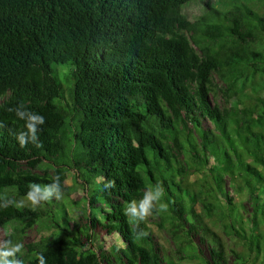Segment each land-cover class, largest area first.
<instances>
[{
  "label": "trees",
  "instance_id": "1",
  "mask_svg": "<svg viewBox=\"0 0 264 264\" xmlns=\"http://www.w3.org/2000/svg\"><path fill=\"white\" fill-rule=\"evenodd\" d=\"M191 1L0 0V194L19 199L54 177L63 190L35 209H0L5 239L41 230L23 264L37 254L47 264H227L228 253L251 264L264 251V12L206 0L188 18ZM20 103L45 119L41 148L15 140L24 122L8 109ZM68 172L84 184L79 215ZM157 183L168 210L153 214L170 249L145 222L134 239L124 215ZM213 218L245 257L226 252Z\"/></svg>",
  "mask_w": 264,
  "mask_h": 264
},
{
  "label": "clouds",
  "instance_id": "2",
  "mask_svg": "<svg viewBox=\"0 0 264 264\" xmlns=\"http://www.w3.org/2000/svg\"><path fill=\"white\" fill-rule=\"evenodd\" d=\"M9 112L14 113L15 117L24 122L23 130L15 134V140L20 148H25L28 144L34 145L36 148L43 147L39 140L38 132L40 126L45 123L42 115L28 110L23 103L18 104L14 108H9ZM2 127V125H0ZM104 182V178H99ZM115 187L114 180L104 182V188L111 189ZM63 197V190L59 177H54L51 183L39 184L32 183L28 185V190L19 199L10 197L7 193L0 194V209L9 207L25 208L36 207L46 204L53 199L60 200ZM165 189L161 183L149 185L144 191L142 197L137 200L133 199L126 203L124 207V215L127 222L133 226L132 236L136 240H140L147 235L140 224L146 222L155 212H166L168 204L164 202ZM23 243H14L10 238L0 240V264H23L20 258L23 255ZM36 260L38 264H47L43 254H37Z\"/></svg>",
  "mask_w": 264,
  "mask_h": 264
},
{
  "label": "rangeland",
  "instance_id": "3",
  "mask_svg": "<svg viewBox=\"0 0 264 264\" xmlns=\"http://www.w3.org/2000/svg\"><path fill=\"white\" fill-rule=\"evenodd\" d=\"M206 0H193L188 4H185L181 7V13H185L188 16V18H196L200 15H202L205 11V7L203 6V2ZM229 5H237V7H244L251 12L256 13L257 15H262L264 12V0H223ZM185 15V14H184ZM60 68V67H57ZM59 80L61 84L65 87V83L63 82V76L60 75V72L58 74ZM213 101V100H212ZM217 103H221V100L217 98ZM73 172H68L67 173V179L65 181V185L67 186V195L68 199L74 204V209H73V214L74 215H79L76 212L80 211L82 207L85 206L84 204V184L80 180L74 179ZM207 177L208 174L204 172L201 175H197L194 177L190 178L191 185L193 189L198 190L200 189L203 185H206L207 182ZM80 224L84 222L82 218L79 216L75 217ZM162 222L159 220V215L158 213L153 214L151 217L147 219L145 224L150 228L152 231L155 240L158 241V243L163 246L164 248L170 249V244L169 241L166 239L165 234L160 228V224ZM210 227L221 237V241L225 247L226 252H229V250L234 251L238 255H242L245 257L247 255V250L246 246L244 244H241L240 242H236L233 240L231 236H229V233L226 228H224V221H222L221 218L218 220H215L213 218L210 221ZM11 232V228H0V240L5 239V236L7 233ZM41 230L40 229H29L25 231V233L21 237H16V241H13L14 243L20 242V243H27L32 241L33 239H36L40 235ZM94 234L97 235L98 240L100 241V244L104 246L105 249H107L109 240L111 239L110 237H107L103 234V232L100 230V228H95L92 230ZM16 236V235H15ZM82 243L85 244V241L82 240ZM233 259V255L231 253H228L227 256V264H231ZM196 264V263H194ZM251 264H264V251L260 253L256 261L252 262Z\"/></svg>",
  "mask_w": 264,
  "mask_h": 264
}]
</instances>
